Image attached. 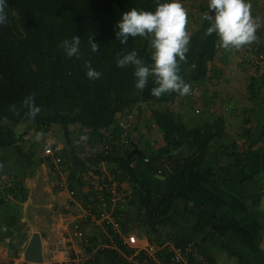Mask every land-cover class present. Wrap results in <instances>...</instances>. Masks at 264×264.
Here are the masks:
<instances>
[{
    "label": "trees",
    "instance_id": "1",
    "mask_svg": "<svg viewBox=\"0 0 264 264\" xmlns=\"http://www.w3.org/2000/svg\"><path fill=\"white\" fill-rule=\"evenodd\" d=\"M147 4L146 0H8V23L0 26V155L30 140L21 136L20 139L16 127L27 124L39 133L60 127L65 134V148L61 151L63 165L69 163L71 166L68 184L71 190L81 194L80 200L85 208L91 214H99L103 209L99 198L103 196L104 201H109L107 180L101 171L104 162L111 171L115 167L121 171V177L116 180L130 181L133 186L131 200L127 196L123 209L117 211L122 226L132 230V225H137L139 229L144 228L147 235H158V227L165 225L188 174L203 173L213 164L211 155H217L218 150L214 140L225 136L226 126L225 120L217 117L196 127H188L181 116L167 106L175 101L177 94L149 97L148 90L154 86L151 80L144 89L147 91L141 92L134 88L133 69L116 66V56L132 50L150 63L151 48L147 37H130L126 45H121L114 34L121 13L131 8L144 10ZM206 11L207 7L203 8V14ZM202 26L209 24L206 21ZM206 29H202V36H206ZM73 35L81 38L79 59L67 58L58 47L62 40H70ZM89 37L99 46L95 53L91 52ZM254 42L249 45L255 49L250 55L251 61H255L256 55L264 50V45L257 46ZM85 62H90L102 73L100 79H87ZM212 71L219 72L218 69L209 70L210 74ZM258 76V79L251 78L250 91L255 89L254 80L264 86V71ZM204 78L198 79L197 84L203 86ZM187 83L194 81L189 79ZM30 94L41 108L35 120L26 118V109L21 108V102ZM144 103L149 105L147 110L164 139L165 147L155 150L146 143L145 154L133 157H129L131 151L122 152L120 148L110 156H80L78 141L71 138L72 127L78 125L80 131H105L117 124L120 114ZM12 105L19 111H12ZM31 141L27 151L19 150L21 172L15 175L9 172L11 182L9 186H3L5 198L0 199V205L6 203L7 197L20 201L26 194L23 184L36 172L33 158L41 143L34 137ZM146 158L149 159L147 163ZM164 162L169 163V168L159 174ZM138 165L145 173L164 178L163 188L156 191L146 180L139 179L141 167ZM27 168L31 169L29 173ZM88 179L93 181L94 187L90 186ZM85 233L89 240L88 251L100 244L106 245L97 250L90 264H100L97 256L109 260L108 264H128L113 247L125 252L111 231L109 236L101 231L93 236ZM126 253L130 254L129 251Z\"/></svg>",
    "mask_w": 264,
    "mask_h": 264
},
{
    "label": "crops",
    "instance_id": "2",
    "mask_svg": "<svg viewBox=\"0 0 264 264\" xmlns=\"http://www.w3.org/2000/svg\"><path fill=\"white\" fill-rule=\"evenodd\" d=\"M248 2L251 5V13H253L252 8L257 7L259 9L257 4H253L251 1ZM186 9H189L188 6H186ZM189 15H191L190 10L187 13V17ZM190 21L192 19L188 23ZM201 22L206 21L202 19ZM186 27L190 29L187 30L189 31V36H192V32L197 34L200 31L199 26L194 29V25H187ZM258 39L263 40L262 36H258ZM248 47L249 45H245L243 48L248 51L247 55H252L253 52L249 51ZM209 70L210 68L208 72ZM218 73L222 74L223 78L228 75L225 69H219ZM239 84V82H234L233 85L240 87L238 86ZM251 84L252 80L248 86L249 90ZM253 84L255 89L248 90L245 104H236L233 99L231 100L233 103L228 101L227 105H220L222 110L219 109V117L225 120L226 133L220 140H214L218 150L217 155H211L213 164L207 167L203 173L190 172L188 174L187 182L179 188V199L167 217L165 225L158 227V235H147L144 228L139 229L137 225L136 227L132 225V230H129L132 242L142 239L152 244H161L172 239H178V241L189 240L200 249L201 255L209 264H264V86L260 82H255V80ZM233 85L231 88L234 87ZM228 87L230 88V86ZM195 88L196 86L191 90L195 91ZM221 89V91L218 90V94H215L217 98H232L228 93L229 89H226V83L221 84ZM148 91L150 92V90ZM194 91H190L191 94ZM225 91L227 92L226 96L224 95ZM133 112L135 121L131 123V127L127 131L120 128L118 124L105 131H81L79 139H82L81 136H89L92 141L87 144L85 139L81 140V142L84 141L82 142L83 144L88 145L87 148L89 149L86 154H82V157H98L99 142H117L123 137H128L130 144L128 147L120 149L122 152L131 151L129 157L145 154V150L148 147L146 146L145 138L149 133L145 131L150 129L146 130L147 126H144L143 121L149 122L148 125L152 129L155 124L152 121L153 119L150 120L151 114L147 108L137 107ZM230 113L232 117L239 115L236 123L229 122L231 118L227 116H230ZM199 124L202 123L197 125ZM156 133L158 134L157 140L152 137V144L150 143L155 150L166 145L160 131L157 130ZM64 148H61V150ZM78 151H80V147ZM228 154L229 156H227ZM35 164L37 171L39 163L35 162ZM230 164L233 166L231 165V168H227ZM41 166L43 167V164ZM138 166L141 167L139 179L146 180L156 191L163 188L165 184L164 178L152 175L149 172L145 173L143 167ZM103 168L109 170V174L114 178L121 177L119 175L121 171L117 170L116 167L111 171L109 165L102 164L101 169L103 170ZM142 170L144 173H141ZM36 174L34 172V176H29L24 181L23 187L26 194L20 200L22 203L21 212L16 213L13 211L19 201H15L11 197H7L6 203L0 206V264H30L25 261L23 254L35 232L41 235L43 264H76L74 261L88 257L90 251L81 241H74L68 238L66 232L69 228L68 218L63 220L61 219L63 215L59 214L60 223L59 221L55 222V218H53V222H50V234L46 233L48 239L43 234V230L38 229L41 223L39 219L41 211L39 208L47 206L43 205L45 204L44 202L41 204ZM104 176L105 174L103 178L107 180V174L106 177ZM0 177L2 179L5 175ZM1 179L0 182L3 186L5 182ZM120 186L121 191L126 193V196H129V200H131L133 192L131 182H120ZM56 190L49 188V195H46L44 199V201H52L50 209L53 205L57 206L58 200L63 202V195L67 197V193L61 191L58 188V184ZM80 197L81 194L78 192L76 204L71 203V207L67 206V210L65 208L68 214H74V210H80L81 216H83L86 211L88 212L87 208L81 203ZM102 199L99 200L101 205L107 203L102 201ZM54 201L56 202L54 203ZM52 213L53 215L58 214L56 211H52ZM84 227L88 234L92 236V231L95 234V232H100L101 230L98 225L96 226L90 222L86 223V225L84 224ZM7 229L9 233L12 232L11 237L7 236ZM78 242L82 245L81 247L77 246ZM66 245H69L68 248L73 250L71 252L65 250ZM97 257L100 264H108L110 262L101 256ZM129 264L134 263L129 261Z\"/></svg>",
    "mask_w": 264,
    "mask_h": 264
},
{
    "label": "rangeland",
    "instance_id": "3",
    "mask_svg": "<svg viewBox=\"0 0 264 264\" xmlns=\"http://www.w3.org/2000/svg\"><path fill=\"white\" fill-rule=\"evenodd\" d=\"M201 2H205V3L202 4ZM146 3L148 4L144 10L155 11L156 0H146ZM181 3L187 13L189 12V10L191 11V15L187 17L186 26L194 25L193 29L197 28L198 26L200 28L199 29L200 31L197 34L192 32V36H190L189 51L186 54V59L185 61H181L179 64L180 74L184 77L185 81L187 82L189 79L194 81V84L189 83L190 91L193 92L194 90H191V89L194 88L195 86L196 88H195L194 93L192 94L191 92H189V94L185 96H180L179 94H177L175 101L168 104L167 106L172 111H174L176 114L181 116L182 121H184V123L188 125V127H196L198 123H202L207 119H211L213 117L214 118L219 117L220 116L219 109L222 110L220 105H225V104L227 105L228 101H231L234 99V103L236 102V104H245V101L247 99L246 94L249 90L248 86L251 83V78H255V79L259 78L258 74L260 73V70H259L260 64L257 63L256 57H255V61L254 59L253 61H251V56L247 55L248 51H246V49L243 48L244 46L241 47L240 49H232V50L226 51L217 46V38L215 37V34L209 35V36H202L201 34L202 29L207 28V26L203 27L202 24L204 22H201L203 19L202 17L203 8L207 7V0H194V1L181 0ZM186 6H188L189 9H186ZM252 9H253V13H251V15L256 19L259 18L260 8L258 9L257 7H255ZM250 12H251V9H250ZM190 19H192V21L188 23ZM187 30H190V29L186 27V31ZM187 33L189 34V31H187ZM262 38L264 40V35L262 36ZM209 68L210 70L225 69L228 72L227 73L228 75L226 78L225 77L223 78L222 74L215 73L216 71L210 74V72H208ZM201 77L202 79L204 77H205L204 79H206L203 86H200L199 84H197V80L200 79ZM234 82H239L240 84L238 86L240 87L234 86L233 85ZM224 83H226V89L227 88L229 89L228 91L229 95L232 96V98L230 99H223L221 97L217 98V96H215V94H218V90L219 91L222 90L221 84H224ZM232 85L234 86L233 88H231ZM228 86H230V88ZM255 87L257 88V86ZM144 91H147V90H144ZM146 95L148 96L147 92H146ZM224 95L225 96L227 95L226 91ZM151 96L152 95L150 94L149 97ZM148 106L149 105L146 103H144L143 105H139V107H143V108H148ZM240 107H244V106H240ZM196 109H200L201 112L199 114H196L195 113ZM229 115L230 116H227L231 118L229 119V122L232 121L236 123L239 115H235L234 117H232L231 113ZM149 118L150 120H152L151 116ZM137 121L139 122V120ZM143 122L145 124L144 126H147L146 130L150 129L149 131H145L146 133L148 132L150 133V134L148 133L149 135L147 134L145 138V142L147 144L148 143L150 144L152 137H154V139L157 140L158 134L156 132L158 129L156 127H153L152 129L148 125L149 122H147L146 120H144ZM78 128H79L78 125L71 128V138L74 139V142L78 141L77 145L80 147L79 154L82 156V154L84 153L86 154L89 149L87 148L88 145L86 146L85 143L83 144L82 142L84 141L81 142V140L85 139L87 144L91 143L92 141L89 136H81L82 139H79V136L81 135L82 132L80 131V128L79 129ZM15 130L19 137L21 136L24 140H27L29 137L30 140L28 142L25 141V143H20L15 149H9L3 152L2 155H0V158H1L0 167L1 166L3 167L1 175L3 176L5 175L4 178L1 179L0 177V179L4 180L5 182V185L3 186H8L9 184L8 182H11V177L8 176L9 172H11V174H14V175L21 172L19 171V165H18V161H20L19 150L27 151L28 147L30 146L29 143L32 142L31 141L32 137H34V139L36 140L40 139L41 146L39 148V152H37V154L34 156L33 159L35 160V162L39 163L38 169L36 171L37 173L36 182L38 183L37 189H38V192H40L41 204H43L42 202H44L45 204L43 205H46L48 207V208L47 207L39 208L41 211L40 218H39L41 223L39 224L40 226L38 229L43 230L42 232L43 234H45V237H46L47 236L46 233L50 234V229H51L50 222H53L52 221L53 218H55L54 220L55 222L59 221L60 223V216H58L59 214L65 216V217L62 216L61 219L63 220L68 218L67 223H69V226H70L71 220H74V219L78 220V218H81L79 216L82 215L80 210L78 211L74 210L73 215H71L70 213L68 214L66 212L67 208L69 206L71 207V205L68 202L67 200L68 198L65 195H63V198H62L63 202L62 200H58L57 206L55 207V205H53L51 209H50V205L52 201H49V200L44 201V199L46 198V195H49L48 194L49 188L50 189L52 188L55 191H57L56 187L59 181V177L56 176L57 174L47 164V161L44 158L43 152L47 146H59L61 148L65 147V134H64V131L58 126H55L52 129H50L48 133L36 132L34 127H30L27 124L21 125L19 128L16 127ZM97 153H98V156L101 154L100 151H98ZM41 164H43V167L41 166ZM63 167L66 171L65 177H67L69 173V168H71V166L69 163H66V164L64 163ZM30 170L29 168H27V172H29ZM101 171L103 175L105 174L104 177H106V174H107V178H108V174L110 173L109 170L103 168V170ZM88 180H89L88 183L91 184L90 186L94 187L95 184H93V181L91 179H88ZM3 186H2V183L0 182V199L5 198V195H4L5 189L3 188ZM77 196H78V192L76 194V199L78 200ZM55 202L56 201H54V203ZM0 206H3V205H0ZM15 206L16 207L13 209L14 212L19 213L22 211L21 201L17 202ZM52 211H56L58 214L53 215ZM62 225L64 224L62 223ZM68 231H69V228H68ZM6 233H7V236L11 237L12 232L9 233V230L7 229ZM92 233L94 234V231H92ZM96 233L97 232H95V234ZM46 239H48V237H46ZM74 241L76 240L74 239ZM78 243L79 244L77 246L81 247L82 245L80 244V242ZM134 244L136 245L137 242L131 243V245H134ZM68 247L69 245H66L65 250H67L68 252H71L73 249L68 248ZM74 247L76 248V246ZM86 259L87 257L82 258L84 263Z\"/></svg>",
    "mask_w": 264,
    "mask_h": 264
},
{
    "label": "clouds",
    "instance_id": "4",
    "mask_svg": "<svg viewBox=\"0 0 264 264\" xmlns=\"http://www.w3.org/2000/svg\"><path fill=\"white\" fill-rule=\"evenodd\" d=\"M8 0H0V26L8 23ZM248 0H207V11L203 19L209 26L205 35L217 38V46L224 50L240 49L256 40L259 27L256 18L251 15ZM187 13L181 0H156L155 11L131 8L121 13L114 26V34L121 45H126L129 38L147 37L151 48L150 63L140 58L135 50L116 56L118 68L131 67L134 88L143 91L151 80L150 89L153 97L163 94L185 96L190 92V85L180 74V62L185 61L189 51L190 36L186 31ZM91 52L99 46L89 37ZM81 38L73 35L64 39L58 47L67 58H80ZM85 75L90 81L100 79L102 73L95 70L90 62H85ZM26 109L24 116L35 120L41 108L36 105L33 95L26 96L21 102ZM14 112L19 110L10 106Z\"/></svg>",
    "mask_w": 264,
    "mask_h": 264
},
{
    "label": "built area",
    "instance_id": "5",
    "mask_svg": "<svg viewBox=\"0 0 264 264\" xmlns=\"http://www.w3.org/2000/svg\"><path fill=\"white\" fill-rule=\"evenodd\" d=\"M253 4H257L260 8L259 18H257V23L259 27L256 30V43L257 46L264 45V40H259L258 36L264 35V0H250ZM260 41V42H259ZM252 42V43H253ZM255 50L253 46H249V51ZM264 51V50H263ZM258 53L256 56L257 63L259 65V70L264 71V52ZM200 109H196L195 113L199 114ZM135 121V114L132 111H127L122 113L117 118V124L120 128L127 131L131 127V123ZM152 141V139H151ZM130 140L128 137H123L117 142L110 141H101L98 143V151L101 152L99 156H110L115 154L116 148L128 147ZM61 148L59 146H47L44 149L43 155L48 164L51 166L52 170L59 177L58 188L61 191L67 193L68 202L71 204H76V192L71 190L68 184L66 171L63 167L64 159L61 155ZM98 155V153H97ZM145 162H149V159L146 158ZM102 164H105L104 162ZM169 168V163L164 162L161 166V169L158 171L159 174L162 173L164 169ZM106 188H108L109 201L104 203L102 212L99 214H91L90 211H86L81 218L71 220L68 238L70 240L81 241L86 247L89 245V240L86 236V228L84 224L90 221L91 224L98 225L100 231L103 235L109 236L110 231L112 235L117 236L118 240L122 247H124L125 252L121 251L119 248L116 250L119 251V255L129 264V261H132L134 264H209L206 262L205 258L201 255L199 249L195 246L192 241L183 240L182 242H177L176 240H168L161 244H152L146 240L138 239L135 242L137 244L131 245L134 243L131 241L130 232L122 226L120 220L117 216V211L123 209V206L126 202V193H123L120 189V182L116 180L112 175H108L106 182ZM103 196L100 197V199ZM104 201V198L102 199ZM73 215V214H71ZM88 232V231H87ZM106 245L100 244L98 247L94 248L88 255L85 263L90 264L92 260L95 259L97 250L99 248H104ZM110 248V247H109ZM126 251H129L130 254H127ZM76 264H85L82 259L74 261Z\"/></svg>",
    "mask_w": 264,
    "mask_h": 264
},
{
    "label": "water",
    "instance_id": "6",
    "mask_svg": "<svg viewBox=\"0 0 264 264\" xmlns=\"http://www.w3.org/2000/svg\"><path fill=\"white\" fill-rule=\"evenodd\" d=\"M133 153V152H132ZM23 257L27 263L30 264H43V245L41 235L38 232H35L29 243L28 246L23 254Z\"/></svg>",
    "mask_w": 264,
    "mask_h": 264
}]
</instances>
